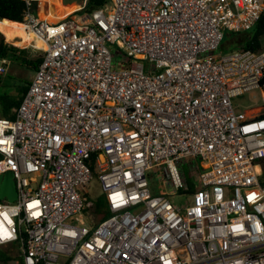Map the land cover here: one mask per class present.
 Returning a JSON list of instances; mask_svg holds the SVG:
<instances>
[{
	"label": "built area",
	"instance_id": "built-area-1",
	"mask_svg": "<svg viewBox=\"0 0 264 264\" xmlns=\"http://www.w3.org/2000/svg\"><path fill=\"white\" fill-rule=\"evenodd\" d=\"M24 2L44 48L0 118L17 192L0 202V264H264V51L219 53L264 0H106L55 23ZM91 157L107 217L85 226Z\"/></svg>",
	"mask_w": 264,
	"mask_h": 264
},
{
	"label": "trees",
	"instance_id": "trees-1",
	"mask_svg": "<svg viewBox=\"0 0 264 264\" xmlns=\"http://www.w3.org/2000/svg\"><path fill=\"white\" fill-rule=\"evenodd\" d=\"M38 1L41 6V0ZM105 3L106 0H88L82 12L93 11L102 7ZM26 8L27 7L24 0H0V23H13L21 25L20 23L23 21V15L26 11ZM263 39L264 11L260 16L259 21L251 31L241 34L239 39H232L230 43L236 44L238 48H244L253 52H261L264 51ZM36 45L43 49V46L39 41H37ZM37 46L35 47L37 48ZM221 48H224L223 44L221 45L220 49ZM4 59H7L12 63H16L19 66H24L27 68V70L33 73L37 70L42 60L41 56L29 59L28 50L18 49L5 44L3 42V38L0 35V60ZM29 83L30 81L25 82L22 79H16L12 77H6L2 79L0 77V118L13 119V110L17 109L20 105L23 96L28 89ZM262 84H264V77ZM89 166L91 168L92 177H96L98 173L95 168L94 157H91L89 160ZM105 210V204L98 201V205L95 206L93 211L98 221L107 217V212ZM8 261V253L0 251V262L7 263Z\"/></svg>",
	"mask_w": 264,
	"mask_h": 264
},
{
	"label": "rangeland",
	"instance_id": "rangeland-1",
	"mask_svg": "<svg viewBox=\"0 0 264 264\" xmlns=\"http://www.w3.org/2000/svg\"><path fill=\"white\" fill-rule=\"evenodd\" d=\"M87 1L88 0H48L47 2L50 3L51 6L54 7V9L57 10L58 12H60V10H65L67 13H69L75 7L76 8L75 15H79L82 12L85 5L87 4ZM43 2H44V0H41V5H43ZM62 6H74V7H62ZM52 12H53V14H55L54 10H52ZM35 14H36V12H35ZM0 35L3 38V42L5 44L16 47L18 49L28 50L29 59L30 58H37V57L41 56V54H42L39 50L31 48L30 45L37 46L36 44H33L32 41L30 43L20 47V46L14 45L13 42H8L5 39V37L1 31H0ZM233 38H235V40L239 39L240 35H231V34H230V36L226 35L223 42H222L224 48H221L219 50L220 55H225V54L239 50V48L236 46V44L230 43V41ZM15 41H19V39L15 38ZM263 45H264V39H263ZM37 48H39V47L37 46ZM0 62H2V60ZM3 62L4 63H0V77L2 79L6 78V77H12V78H16V79H22L25 82H29L32 79L33 72L27 70V68H25L24 66H19L18 64L12 63L7 59H4ZM255 95L258 99L259 93L256 92ZM236 102L241 103L243 106H246L247 105V97L239 98L238 100H233V104H235ZM193 164L198 165V167H199L198 172L199 173H201L203 171V165H202V162L200 160H193V161L188 160L182 164V171L184 173L185 180L188 182V184L190 186V190H195V185L193 184V181H194L193 179H195V178L197 179V177H196L197 173L195 174V172H193V166H192ZM262 175H263L262 178L264 179V163L262 164ZM97 176L92 177L88 187L85 190L86 197H87L86 200L89 203V205H91V208L88 211L89 214H87V215L83 214L81 216L83 221H84L85 226H91L92 225L93 222L91 223L89 218L91 217L92 214H94L93 211H94L95 206L98 205V201L105 204L103 197H102L101 188L99 186ZM147 179H148V183L150 185V189L152 191L157 192L159 190H164L163 188H161V186L158 185L159 183L156 180V178L154 177V174L150 173L149 176H147ZM171 199H172V197H171ZM172 200H173V203L175 205H178V206L185 205L184 197H175V198L173 197ZM73 223L74 224H80V223H78V220L76 222L73 221ZM0 251H3L5 253H9V248L0 247Z\"/></svg>",
	"mask_w": 264,
	"mask_h": 264
},
{
	"label": "bare ground",
	"instance_id": "bare-ground-1",
	"mask_svg": "<svg viewBox=\"0 0 264 264\" xmlns=\"http://www.w3.org/2000/svg\"><path fill=\"white\" fill-rule=\"evenodd\" d=\"M0 31L3 33L5 39L8 42H13V44L16 46L22 47L33 40L32 36L30 34L25 33L23 27L18 24L1 22ZM15 38H18L19 41H15ZM33 44H37V41H35V43ZM40 44L44 48V45L41 42Z\"/></svg>",
	"mask_w": 264,
	"mask_h": 264
},
{
	"label": "crops",
	"instance_id": "crops-1",
	"mask_svg": "<svg viewBox=\"0 0 264 264\" xmlns=\"http://www.w3.org/2000/svg\"><path fill=\"white\" fill-rule=\"evenodd\" d=\"M47 1L48 0H44L43 5L40 6L39 1L36 0V4H35L36 16H38L40 19L46 20L47 22L55 23L60 20L66 19L70 16H73L76 13V8L74 6H62V7H74L73 10L69 13H67L65 10H60V12H58ZM52 10H54L55 14H53ZM153 193H157V192L153 191Z\"/></svg>",
	"mask_w": 264,
	"mask_h": 264
},
{
	"label": "water",
	"instance_id": "water-1",
	"mask_svg": "<svg viewBox=\"0 0 264 264\" xmlns=\"http://www.w3.org/2000/svg\"><path fill=\"white\" fill-rule=\"evenodd\" d=\"M3 200L10 203L17 200V192L11 172L0 175V201Z\"/></svg>",
	"mask_w": 264,
	"mask_h": 264
}]
</instances>
